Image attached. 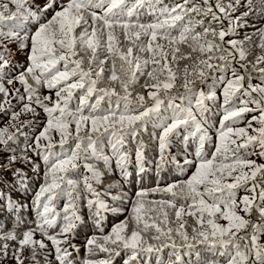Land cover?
<instances>
[{"label": "snow or ice", "instance_id": "1", "mask_svg": "<svg viewBox=\"0 0 264 264\" xmlns=\"http://www.w3.org/2000/svg\"><path fill=\"white\" fill-rule=\"evenodd\" d=\"M10 3H0V116L8 117L0 127V153H8L4 168L34 165L36 157L44 172L31 201L33 223L18 216L16 227L0 225V264H40L44 254L45 264H115L117 258L151 264L153 256L165 264V250L168 264H183L185 252L195 253L193 264H264V162L251 158L264 160V23L234 38L253 15L264 20V0ZM21 53L25 66L16 70ZM181 61L190 62L182 71ZM138 85L146 95L136 91ZM211 106L222 112L214 141ZM246 114L251 118L245 126H236ZM144 133L158 152L157 176L170 165L191 174L164 187L159 181L141 187L129 215L104 234L105 214L121 208L105 199L116 185L99 186L113 160L127 180L132 145L143 182L149 148ZM181 135L186 146L173 154ZM241 190L246 194L238 197ZM150 193L167 198L147 201ZM82 203L99 235L87 239L86 255L79 258L72 237L83 224ZM0 204L15 213L27 207L3 190ZM168 209L178 226H171ZM185 216L193 219L191 226Z\"/></svg>", "mask_w": 264, "mask_h": 264}, {"label": "trees", "instance_id": "2", "mask_svg": "<svg viewBox=\"0 0 264 264\" xmlns=\"http://www.w3.org/2000/svg\"><path fill=\"white\" fill-rule=\"evenodd\" d=\"M8 0H0V3H7ZM33 3H42L43 0H32ZM199 2V0H197ZM165 3L171 4L173 3V0H165ZM14 5V0H12V3L9 4V7H12ZM145 21L149 20L150 17L145 13L142 17ZM261 23H264V20H261L259 17L253 15L248 20V26L243 27L238 30L236 36L234 38L236 39H243V37L246 34H251L255 32L256 28L260 26ZM122 39V38H121ZM255 39V38H254ZM258 42V41H257ZM183 52H187V46H181ZM13 49H15V46L13 45ZM252 57H250L251 59ZM190 63L186 61H181L179 63V68L181 71L183 70L184 64ZM25 66V57L24 55L18 54L15 59V69L20 70ZM230 75V74H229ZM144 80H140V85H143ZM209 84L212 83L211 79L208 81ZM253 83H258L257 80H253ZM12 87H19L18 84L9 86L10 90ZM137 92H143V94L146 95L145 89L140 87L139 85L136 88ZM44 94H48L47 90H44ZM219 94V93H218ZM54 97V93H52ZM16 101L13 100V104H15ZM212 110L207 114L208 116V127L210 128V135L213 137V141L215 138V131L216 128L219 127V120L222 115V112L218 110V106H211ZM40 111V119H44V114L41 110ZM258 114V113H257ZM251 118V114H246V118L238 125L239 127L245 126L247 123V120ZM8 117L7 116H0V127H3L4 123L7 122ZM23 119H31V115L22 116L21 120ZM42 126V125H41ZM35 130V129H34ZM28 131V130H26ZM148 131H152L151 125L148 126ZM29 134H31L29 132ZM58 139V137H56ZM142 138L149 143L148 151L146 152V163L145 168L147 169L146 173L143 174V182L140 183L141 177L137 175V165L135 161V153H134V145L130 146L131 156H130V162L127 167L128 171V177L125 181L120 174V171L116 168L115 160L111 162L110 170L105 172L103 183L99 186L101 190L104 189L105 186L109 184H115L116 187H113L111 189L110 195H106L105 199L107 200V203L113 207H119L121 208V211L119 213H106L105 218L103 220L102 227L104 228V234H107L111 227L124 220L126 216L129 215V212L131 210V200L135 197V192L139 190L141 187L144 188H152L157 186V182L159 181V186L164 187L167 183H172L176 180L180 179H186L188 175H190V172L186 173H179L176 171L171 165L166 168L160 176H157L156 168H155V160L158 158V152L156 150V147L150 142V138L147 133H144L142 135ZM20 143L23 144V137L20 138ZM185 142L183 141V135H181L179 138H177L171 148V152L173 154H176L177 152L181 151L185 147ZM196 143L194 138H189V141L187 142V147L189 152H193L195 149ZM214 150L213 144L210 143L206 145L205 151L211 152ZM31 155V154H30ZM8 153H0V190H3L4 192H11L12 199L19 201L21 204L27 205V207L22 208L19 213L12 212L11 210H4L3 204H0V225H4L7 229H11L16 227V219L19 216L25 224L31 225L35 219V213L32 210L31 201L32 197L34 195V190L38 188L39 183L42 180L43 172H44V164L43 161L39 160L36 157H33V159L36 161L34 165L32 164H24V163H16L11 166V169L4 168L3 165L7 161ZM252 159H257V162H264V160H260L257 156H252ZM101 168H103V165H99ZM14 169H19V172L14 171ZM81 174H83V169L80 170ZM23 181V183H21ZM25 188L28 189L27 192H25ZM121 193H125L126 196L123 198L122 201H113L111 199L112 196H119ZM246 193L241 190L238 193L239 196H243ZM167 195L162 193H150L148 197H146L147 201H159L161 199H166ZM64 204V198L62 197L59 201H57L56 207L57 209H62ZM179 206V204L177 205ZM170 218L173 220V224L171 226L176 227L178 226L175 223V214L174 211L171 209H168ZM80 215L83 220L82 226H80L75 235L72 237V243H74L77 248L79 249L78 257L83 258L86 255V249H85V243L87 239L93 235L94 233L99 235V232L93 227V222L89 219V209L86 206V203H82L80 207ZM185 220H187L189 226H191L194 221L191 217L185 216ZM220 223H226V221L219 220ZM21 231L23 230V225L21 226ZM59 229H56L58 231ZM191 230L190 227L188 229ZM40 236L37 235V239H39ZM49 243L50 242H46ZM261 243H264V236L261 237ZM28 255V253H25ZM46 255V254H44ZM44 255H41L38 257L40 264H45ZM203 255H208L207 253H203ZM95 258H103V254H98ZM161 258L164 260L165 264H168V250H165V252L161 255ZM195 253L189 255L187 252L182 256L183 264H193V262L196 260ZM48 259H53L52 256H49ZM5 264H15L14 261L8 260L5 261ZM26 264H31V261L26 262ZM115 264H122V259L117 258L115 261ZM151 264H157L156 257L153 256L151 258Z\"/></svg>", "mask_w": 264, "mask_h": 264}]
</instances>
